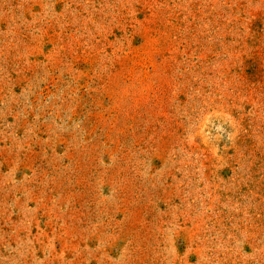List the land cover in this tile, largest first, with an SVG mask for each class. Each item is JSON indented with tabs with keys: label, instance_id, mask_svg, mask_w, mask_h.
Here are the masks:
<instances>
[{
	"label": "rangeland",
	"instance_id": "374dc122",
	"mask_svg": "<svg viewBox=\"0 0 264 264\" xmlns=\"http://www.w3.org/2000/svg\"><path fill=\"white\" fill-rule=\"evenodd\" d=\"M0 264H264V0H0Z\"/></svg>",
	"mask_w": 264,
	"mask_h": 264
}]
</instances>
